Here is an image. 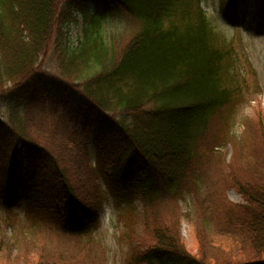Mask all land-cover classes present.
Instances as JSON below:
<instances>
[{
	"label": "trees",
	"instance_id": "obj_1",
	"mask_svg": "<svg viewBox=\"0 0 264 264\" xmlns=\"http://www.w3.org/2000/svg\"><path fill=\"white\" fill-rule=\"evenodd\" d=\"M218 1L223 19L237 25V0ZM201 3L0 0V98L9 103L0 117V204L10 210L22 200L32 222L29 235L0 234V264H104L95 247L63 240L97 222L105 195L126 204L129 222L141 226L139 233L127 227L126 264H264V114L258 109L239 136L232 133L249 85L233 66L231 39ZM76 12L86 28L72 48ZM118 14L141 26L115 48L101 24ZM52 44L56 74L41 64ZM227 146L233 152L221 173L243 203L220 194L201 209L192 254L178 205L152 204L196 192L200 163ZM136 200L151 210L136 215ZM45 221L62 240L37 234Z\"/></svg>",
	"mask_w": 264,
	"mask_h": 264
},
{
	"label": "rangeland",
	"instance_id": "obj_2",
	"mask_svg": "<svg viewBox=\"0 0 264 264\" xmlns=\"http://www.w3.org/2000/svg\"><path fill=\"white\" fill-rule=\"evenodd\" d=\"M201 7L206 12L215 30L217 29L219 32L216 31L222 37L231 39L235 52L232 55L234 58L233 66L245 76L249 85L247 100L239 105L236 114L230 121V123H234L232 133L239 136L243 129L242 124L248 123L249 119H254L258 109L264 114V0H237V25H230L223 19L220 14L218 0H202ZM140 26L141 24L136 19L129 18L125 14H118L104 19L101 24V31L107 40L113 43L115 48H120L139 31ZM85 28L86 24L82 18L79 19L77 24L70 27L69 42L72 48L79 46ZM54 47L55 44H52L41 61L42 68L51 74H56L58 65L57 52L55 53ZM8 105V100L0 98V117L3 119ZM89 151L92 163H94L95 156L91 145H89ZM218 151L221 153L220 158L217 157V159L200 163V171L201 173L203 171V174L198 182L199 188H195L196 192L185 194L177 203L168 198L163 202L156 201V204H152L164 211L171 210L175 204L178 205L181 214V236L185 248L192 254H196L198 243L195 240V233L197 215L201 209L206 210L211 201L219 199L220 194L229 203H243L241 196L225 184L221 173L223 165L231 161L232 146L219 148ZM110 166L108 164L106 169L109 170ZM102 182V180H99L102 185L101 189L106 192L107 190ZM125 205L117 207L113 198L110 195H105L97 222L81 237L67 235V239L63 241L72 244L78 242L79 238L84 244L93 246V249L96 248V251L91 253L96 260L102 259L104 264H126L127 257L130 254L129 238L126 235L130 222L127 215L128 206ZM149 206L136 200L133 209L136 211V215L142 216L146 209L151 210L148 209ZM31 225L32 222L25 214V203L22 200H17L10 210L0 204V234L2 236L11 239L16 235L17 237L29 235ZM133 226L137 231L136 233H139L140 224H133ZM208 230L216 238L212 224L208 225ZM37 234L50 241L63 239L59 230L46 221L39 227Z\"/></svg>",
	"mask_w": 264,
	"mask_h": 264
}]
</instances>
